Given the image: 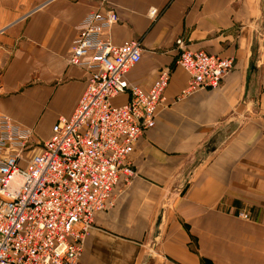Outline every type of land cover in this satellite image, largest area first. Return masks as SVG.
I'll list each match as a JSON object with an SVG mask.
<instances>
[{
    "label": "crops",
    "instance_id": "crops-1",
    "mask_svg": "<svg viewBox=\"0 0 264 264\" xmlns=\"http://www.w3.org/2000/svg\"><path fill=\"white\" fill-rule=\"evenodd\" d=\"M102 3L118 14L114 43L141 39L127 78L169 79L130 153L135 175L95 214L78 264H264V0H0V112L42 140L72 113L89 72L70 45ZM177 37L233 58L217 87L178 96L189 76Z\"/></svg>",
    "mask_w": 264,
    "mask_h": 264
},
{
    "label": "built area",
    "instance_id": "built-area-1",
    "mask_svg": "<svg viewBox=\"0 0 264 264\" xmlns=\"http://www.w3.org/2000/svg\"><path fill=\"white\" fill-rule=\"evenodd\" d=\"M157 13L151 6L149 14ZM117 20L105 4L81 19L67 60L88 70L85 88L37 149L32 128L0 112V264H78L95 214L113 204L120 181L135 175L130 153L155 123L169 70H160L147 89L129 80L142 43H114L110 28ZM175 42L177 64L189 76L178 96L217 87L233 65L232 57L193 49L182 37ZM122 93L128 99L116 102Z\"/></svg>",
    "mask_w": 264,
    "mask_h": 264
},
{
    "label": "rangeland",
    "instance_id": "rangeland-1",
    "mask_svg": "<svg viewBox=\"0 0 264 264\" xmlns=\"http://www.w3.org/2000/svg\"><path fill=\"white\" fill-rule=\"evenodd\" d=\"M63 109V107H61V110ZM50 107H46L45 108V110L43 111V114L41 113V118L42 119H45V121H44V123H43V126H42V129H41V131L39 132V134H40V136L42 137V136H44V135H46V133H47V131H48V124H47V118H48V115L50 114ZM39 136V137H40ZM41 142H42V139H39L37 136H36V134H35V132L33 131V137H32V139H31V146L33 147L34 146V148H32V150H35V149H37L36 147L37 146H39V145H41Z\"/></svg>",
    "mask_w": 264,
    "mask_h": 264
}]
</instances>
